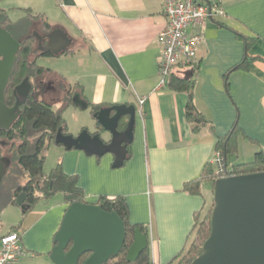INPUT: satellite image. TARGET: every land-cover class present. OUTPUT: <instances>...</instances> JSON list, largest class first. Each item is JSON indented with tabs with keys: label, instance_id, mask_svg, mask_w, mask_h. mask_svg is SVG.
Here are the masks:
<instances>
[{
	"label": "crops",
	"instance_id": "obj_1",
	"mask_svg": "<svg viewBox=\"0 0 264 264\" xmlns=\"http://www.w3.org/2000/svg\"><path fill=\"white\" fill-rule=\"evenodd\" d=\"M11 1L12 10L24 14L20 20L30 9L33 16H41L38 23L47 22L72 40L69 55L52 56L64 58L66 68L49 69L64 73L66 87L77 88L89 105L136 106L130 156L121 168H113V154L86 158L79 150L64 154L63 169L78 177L90 204L101 196L125 197L130 222L149 228L152 261L172 263L190 243L195 215L209 205L211 183L202 182L201 195L183 189L212 164L217 138L226 136L238 120L251 139L240 137L239 147L249 141L256 152L264 149V0H221L225 15L208 23L192 77L195 105L208 124L196 133L186 118L187 93L159 88L163 0ZM234 31L258 37L249 52L256 59L237 71L233 68L243 61L245 46ZM80 45L85 46L83 54ZM139 98H145L141 111ZM95 126L96 121L91 133ZM81 129L68 132L77 136L84 126ZM74 159L82 163L81 169L72 166ZM234 159L228 157V167ZM56 195L23 214L20 231L26 255L21 264H54L55 236L69 207L64 196Z\"/></svg>",
	"mask_w": 264,
	"mask_h": 264
},
{
	"label": "water",
	"instance_id": "obj_2",
	"mask_svg": "<svg viewBox=\"0 0 264 264\" xmlns=\"http://www.w3.org/2000/svg\"><path fill=\"white\" fill-rule=\"evenodd\" d=\"M42 53L54 56L66 52L72 40L61 29H54L45 37L34 34ZM47 44L43 46V41ZM21 44L0 27V129H9L19 117L20 107L32 90L26 78L14 90L16 103L8 108L5 91L20 50ZM193 70L184 73L190 80ZM73 105L83 109L89 107L80 94L73 97ZM135 105H117L101 108L95 115V131L88 129L77 136L59 130L55 144L66 150L83 151L88 156L102 157L113 154V168H121L128 156V146L134 137L136 122ZM125 129H120L122 123ZM104 135L109 138L105 139ZM5 142L0 141V146ZM11 160L0 156V186ZM27 194L22 192L16 203L25 213ZM214 209L211 215V234L203 245L202 254L191 264H264V173L223 177L214 186ZM126 237L123 221L115 213H108L96 204L74 203L69 205L61 227L55 236L51 260L54 264H79L85 254L90 253L84 264H107L119 255ZM70 244L71 248L68 250ZM150 241L136 229L134 241L127 255V262L135 264L139 255L147 249ZM68 250V251H67Z\"/></svg>",
	"mask_w": 264,
	"mask_h": 264
},
{
	"label": "trees",
	"instance_id": "obj_3",
	"mask_svg": "<svg viewBox=\"0 0 264 264\" xmlns=\"http://www.w3.org/2000/svg\"><path fill=\"white\" fill-rule=\"evenodd\" d=\"M27 17L19 22H13L4 9H0V27L7 30L11 36L20 42L21 47L17 54V58L12 70V74L5 91V102L8 108L14 107L16 97L14 90L23 81L28 78L32 85V90L26 102L20 107L21 113L17 120L9 129H0V141L5 142L4 146H0V156L6 155L11 160L3 178L1 186L4 184L11 189L12 194L8 200L9 205L17 206L16 199L24 192L27 194L26 204L29 206L24 213L30 212L41 200L50 199L56 194H63L65 202L68 205L74 203H88L83 189L79 186V179L75 175H68L63 169V165L59 162L50 174H44V164L46 146L49 143L55 144V138L59 130L64 134H69L68 126L64 120L62 113L55 111L52 105L41 98L43 95L40 90V83L44 81V76L49 69L41 67L37 58L40 56L52 57V53H42L38 49V41L32 35L39 26L40 32L47 35L54 29L47 23L43 25L36 20L41 16H33L32 11L26 10ZM37 25V26H36ZM39 32V31H38ZM238 39L245 46V55L243 61L233 68L234 71L246 69L248 65L256 58L250 56L249 52L252 46L256 44L258 37H251L234 31ZM71 48L58 56H66L71 53ZM197 67V64H196ZM194 67V70L196 69ZM229 74V73H228ZM228 74L226 77H228ZM195 80L191 78L186 80L184 73H174L168 79V88L185 92L188 95L186 104V118L193 132H199L203 125L208 121L197 109L194 102ZM228 91V82L226 83ZM77 88L70 85L66 87V105H73V97ZM89 105V104H88ZM91 114L94 115L102 108L101 105H89ZM96 121V119L94 118ZM97 126H99L96 123ZM126 123H122L120 129H125ZM240 137L249 139L239 126L237 120L232 130L224 137H218L216 143V152L221 153L224 164L227 165L228 157L238 152ZM251 140V139H249ZM256 143L255 141H252ZM257 144V143H256ZM12 156V157H11ZM130 156V145L128 146V156ZM230 169V176L250 175L256 173H264V149L260 148L256 153L254 160L249 163L235 164ZM24 181V184L21 181ZM220 179L216 167L208 163L200 177L192 180L184 185V191L191 195H201V184L207 181L212 185V196L214 194V186L216 181ZM97 206L108 213H115L123 221L126 228V237L123 247L119 255L111 258L107 264H129L127 255L134 241L136 229H139L150 241L149 228L145 225H133L130 222V210L127 200L123 196L109 198L106 196L99 197ZM214 199L203 211L194 217V231L191 237V244L170 264H191L203 252V245L211 234V215L214 209ZM21 223L15 226L10 233H18ZM193 238V239H192ZM150 245V244H149ZM70 244L68 250L71 248ZM67 250V251H68ZM91 254H85L79 260V264L89 258ZM135 264H155L151 259L150 246L147 247L138 257Z\"/></svg>",
	"mask_w": 264,
	"mask_h": 264
},
{
	"label": "built area",
	"instance_id": "obj_4",
	"mask_svg": "<svg viewBox=\"0 0 264 264\" xmlns=\"http://www.w3.org/2000/svg\"><path fill=\"white\" fill-rule=\"evenodd\" d=\"M162 8L166 26L158 36L162 48L159 88L167 86L172 74L186 73L196 67L208 23L225 15L221 0H163ZM144 102L145 98H139L140 111ZM212 164L220 178L230 176V169L224 164L221 153H215ZM25 255L18 233L0 237V264H21Z\"/></svg>",
	"mask_w": 264,
	"mask_h": 264
},
{
	"label": "rangeland",
	"instance_id": "obj_5",
	"mask_svg": "<svg viewBox=\"0 0 264 264\" xmlns=\"http://www.w3.org/2000/svg\"><path fill=\"white\" fill-rule=\"evenodd\" d=\"M13 7L14 4L11 0H0V9L6 10L10 15L11 19L17 23L19 22L20 19L24 17V14L22 12H19L18 10H12ZM37 33H41V32H37ZM78 49H81L82 50L81 54H83L85 46L80 45ZM60 59L61 60H59V58L40 56L39 58H37V62L40 66L46 67L47 69L60 68L61 70H64L67 66V62H65L66 60H63L64 58H60ZM63 76L64 73L48 72L47 74H45L44 81L45 83L48 84V88H47L48 90L46 91V89H43L46 92L43 93L41 98L46 102L50 103L55 111L62 113L64 120L68 124V129H70V131L73 132V134H77L78 132H80L79 130H82L81 128L83 126L85 129L93 130L95 125V120L91 115V110L89 107L83 109L75 105L72 106L66 105L67 102L66 84ZM51 82L56 83L55 86H51L50 84ZM105 136L109 138L108 135H104V137ZM255 150H257V147L254 146L253 144H250L249 141L242 142L241 146L238 148V152L230 155V156H235V159L233 160L234 161L233 165L252 162L255 157V152H256ZM71 152H80V151L79 150L68 151L63 146H59L54 143H50V144L48 143L46 146V150L44 152L45 155L44 174L45 175L50 174L52 169L55 168L59 162H61L62 165L64 166V162H66L64 161V154ZM82 153L86 158H88L83 151ZM78 162L79 160L74 159L73 160L74 165L72 166L81 169L82 163H78ZM233 165H230V167H232ZM25 180L26 179L21 181V183L24 184ZM11 194H12L11 189L7 188L6 185L3 184L2 186H0V234L6 233L9 230H11V228H13L14 226H17L20 223L24 214L20 206L8 204V200ZM55 197L57 199H60L63 197V194H58ZM212 199L213 196L211 194L209 197H207V204H210L212 202ZM45 203L46 201L41 202L39 207H43Z\"/></svg>",
	"mask_w": 264,
	"mask_h": 264
},
{
	"label": "flooded vegetation",
	"instance_id": "obj_6",
	"mask_svg": "<svg viewBox=\"0 0 264 264\" xmlns=\"http://www.w3.org/2000/svg\"><path fill=\"white\" fill-rule=\"evenodd\" d=\"M37 26V25H36ZM40 32V28H39V26H37L36 27V31H33V33H32V35L34 36V34L35 33H37V32ZM39 36H41V37H45L46 35L45 34H43V33H37ZM35 37V36H34ZM36 38V37H35ZM37 39V38H36ZM38 41V40H37ZM47 44V40H44L43 41V46H45ZM38 49H39V42H38ZM50 84H53L52 82L50 83ZM51 86H53V85H51ZM48 84L47 83H45V81H42L41 83H40V90H41V92H42V94L44 93V92H46L48 89ZM43 89H46V91H44ZM2 157H6V156H4V155H2Z\"/></svg>",
	"mask_w": 264,
	"mask_h": 264
}]
</instances>
